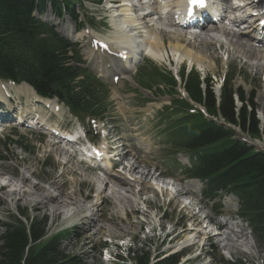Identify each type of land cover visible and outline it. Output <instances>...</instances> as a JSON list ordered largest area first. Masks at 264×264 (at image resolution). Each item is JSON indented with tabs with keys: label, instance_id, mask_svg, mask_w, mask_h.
I'll list each match as a JSON object with an SVG mask.
<instances>
[{
	"label": "rangeland",
	"instance_id": "obj_1",
	"mask_svg": "<svg viewBox=\"0 0 264 264\" xmlns=\"http://www.w3.org/2000/svg\"><path fill=\"white\" fill-rule=\"evenodd\" d=\"M75 8L77 9V11H80L79 4H77ZM103 8L104 7H100V11H97L96 9H98V7L94 6L93 4L85 2L84 4H82V9L80 11L83 15L82 19L89 21L90 26L94 29L95 35L100 37H104L108 35L110 32L104 26V23L98 20L101 17H105L107 15V13L104 12V10H102ZM240 10L242 9H239L238 11ZM71 17H72V21L75 22L77 20L72 15ZM86 17H90V18L97 17V18H94L93 20H89ZM110 20H111V16H110ZM85 27H87V25H85ZM207 30L205 32H209ZM205 32L203 35H205ZM184 38L185 37H182V39ZM165 41L167 43L169 41V37L167 34H165ZM195 42H198L197 44L199 46H196L197 45L196 43H193V45L195 46L196 49H199L200 51L202 50L203 54L207 58L206 60L210 61L212 59L211 57H214V60L217 64L216 56L213 54L210 56L206 55L207 53H205L204 50L207 48V46L212 48L213 46L216 47L219 45L220 50L224 52L225 48L223 49L220 44H215V43L207 44L199 40ZM241 42H244V39H242ZM209 52L211 53V50ZM224 53L226 54L227 52ZM230 53L229 56L231 58V61L228 62L227 64L228 66L235 65L238 62H241L244 67H247L250 63H252L254 67V68L246 69V71H244L245 74L244 76L237 75L235 78H233V81L236 79L238 83L241 84L240 86L243 87V93L245 99L251 101L252 94L255 92V98L253 99L254 103H259L258 98L259 100H264V78H262L261 75L259 74V73H264V70L260 71L257 68V64H262L264 66V62H261V60L264 59H260V60L255 59L254 56L246 57L241 53L237 52V50L236 51L232 50ZM145 61L148 62L149 60H145ZM222 61L223 59L220 60V73L223 71V69H224L223 72L225 73L226 72L225 67H222L225 62L222 63ZM150 62L152 63V65H155L154 62L152 61ZM232 73L233 70L229 72L227 79H229L232 76ZM145 78H148V72H147V68L143 67L140 70V74L136 76V79L137 81L143 84ZM241 79H245L248 82L249 86L247 85V82L245 80L242 81ZM105 82L108 85L110 98L113 100V102L115 101V99L119 101V103L118 102L115 103L113 105V108H111L110 114L113 117V120H111L112 122H110L109 120L108 123L109 122L110 123L105 126V128H107L110 132L109 144L112 147L119 146L121 148L120 152L123 155L124 163H129V170L127 172L126 170H123L122 172L129 173V175L132 176L129 177L131 179H133L134 176H136V173L134 174L132 172V164L130 163L133 162V160L135 161L134 156L137 157L136 155L132 156V153L133 154L137 153L140 157V158L137 157L138 158L137 165H139L138 171L150 170L151 175H149L146 178V180L152 185L151 190H155L153 185L156 186L157 183H160V180L164 179L167 176V174H169L170 171H172L178 165L177 160L181 161L182 164L188 163L189 161L188 154L186 152L178 150L176 148L164 150L160 145V143L162 142L161 140L162 135H161V130L159 132L158 126H161V124L158 118L155 119V112L156 109H162L161 107L164 103H170L171 97L169 95L160 96L155 91L153 92L154 96H151L152 94L151 95L148 94L147 96H149L153 101H155L156 108H154V112H151L150 115H146V112L149 111L148 109H146L148 105L145 103V101L143 102L142 100L143 97L141 95L135 96L136 87L133 85L132 81L126 79L124 80V83L118 84L117 82H113L111 78L106 77ZM243 83L244 84L246 83V86L250 88L249 89L250 91L248 89L247 90L244 89ZM218 86L219 84L216 83V87H215L216 92H218ZM162 88L164 91L167 92L165 86H162ZM17 92H19L18 89ZM14 97H16V95ZM20 97L22 100H25V98L22 95ZM16 99L18 100L17 97ZM34 99L35 98L32 96L30 100H34ZM160 100H162L163 103H159ZM34 104L35 103H32V107L29 108L27 111L24 108L19 109L20 113L17 114L16 118L21 119L22 117V121H23L25 115L30 111H33ZM18 105L20 104L18 103ZM16 107H17V103H14V109H12V114H16ZM63 108H64L63 112H61L60 114L56 112V114H58L57 119L59 121H65L67 123L66 126L67 128L76 129L79 131V133H82L79 124L75 123L74 119L69 114L67 108L65 107ZM52 118H54L55 121H57L55 115H53ZM27 124H28L27 122L16 123V121L11 120L8 126L16 127L14 131L15 130L18 131V133L24 135V137H26L27 139L32 141L34 145H36V149L38 151V154L36 156L26 153L23 149L17 146L3 147L0 144V148L4 149L3 152L0 151V156L7 159L6 161H4V159L0 158V183H2V181H6V178L8 177H9L8 179H11V181H8L7 183L4 184V185L10 184L8 188L6 189L2 188V185H0L1 186L0 223L6 221V219L9 218V215L14 216V214L10 211H15L16 208L19 206L21 210L22 209L28 210V213L33 216L47 217L49 219L48 227L50 230L58 231L65 227H70L73 231V235L66 242L65 251L66 252L68 251L69 253H74V252L80 253L83 256H86L85 254L87 253L88 255L86 257V260L89 263H93L97 260L95 256L103 261L104 258H107L108 255L107 253H111L114 256L116 251L124 254L125 257H129L126 254H127V249L130 247L143 248L148 245L154 251V257H157L159 252H161L162 257H164L166 255L178 253L181 250V246H179L178 243L183 239L186 233L190 232V230L187 228L188 226L184 228H180L178 230L179 234H173L171 236H167L166 239H165V234L171 230V227L173 225L172 222L175 223L179 221L178 217L176 216V213H178L180 210L177 206L181 207V213L183 214V217L189 216V219H191L192 213L190 212L191 211L190 208L187 209L183 207V205L181 206V204L179 203L180 200L177 201L174 198L172 202L177 205L175 207H170L166 203L167 194L161 196L157 194V192H150L149 189L143 190V188L140 186L137 188L136 186H132L131 190L137 189L136 192L137 195H139L137 197L138 201L135 204L136 208L139 211L137 210L133 211V209L135 208H134V204H132L131 206L126 207V211H128V214L123 217L118 215V213L116 212L117 210L116 203L113 199L108 198L105 202L101 203L100 206L101 209L99 208L100 212L99 210L96 211L97 215L100 216L99 220L101 227H107L110 229L115 228L122 230L128 227L131 223L134 224L133 227H135V225L137 226L135 235L124 238H110L108 236L99 237L98 235H94L95 229L91 230L89 219L87 224H88V229L90 230L86 229L85 222L87 220L86 218L89 217L86 216L88 213L85 211L81 212V214L78 212L71 216H69L68 212H62L64 206L67 207L68 203H70L68 196L69 193L72 191L76 192L75 196L84 205H87L90 202V200L92 201V199H94V197L96 196V194L94 193L99 186L98 178L99 177L103 178L104 174L103 173H97L96 175L90 174L91 172L90 169L93 168L92 167L93 165L90 164L91 161H89V163H80L76 155L74 156V162L76 165L80 166L81 168L75 166L72 158L66 156L65 154L62 155L64 153V149L60 145L55 143L56 140L54 138H52L46 131L29 128ZM85 126L91 129V131L94 134H96L98 128L95 125L92 126V124H88L86 122ZM97 126L99 128H104L102 124H98ZM12 130L13 128H7L5 133L9 134ZM1 136L2 135L0 133V139ZM102 140L103 138H97L96 142L101 144ZM134 144H136V147L138 149H135L134 147L131 146ZM66 151H68L69 153L73 152L68 150L67 148ZM46 157H49V159L54 163L53 167L46 169L42 167V161ZM65 158L70 159L71 165L65 164L66 163ZM129 160L131 161L129 162ZM154 165L158 166V170L153 167ZM28 166L29 168L27 169ZM81 169L85 170V172L87 173L86 177L80 174ZM119 170L121 171L122 168H119ZM155 171H157V174H160L161 172L164 171V174L162 177L156 178V176H153L156 174ZM24 177L28 178L29 181L20 184L19 182L20 178H24ZM92 179H94V182H91ZM76 180L79 181V185L82 190V195H87V196H83V199L88 198L86 199V202L83 201L82 198H80L81 190L79 188H75L76 187L75 182H78ZM31 183L35 185L36 188L30 189L28 188V186L26 188L23 187ZM54 183L61 186L62 189L61 193H57L58 192V189L56 187L57 185H55ZM189 186H191V188L195 187L196 183L190 184ZM20 188H22L23 190H28L29 194H25V193L18 194ZM14 190H17L16 194H13ZM48 191L50 193L52 192L53 194L55 193L58 194V197L56 198L55 201L47 205L45 203H42L41 200H42V196L46 194L45 192ZM104 191L106 194H111L112 193L111 185L109 184L106 187H104ZM65 196L67 200L66 198H64ZM144 199L148 200L147 206L149 208V212L145 211V205L143 204ZM65 200L66 202H64ZM110 205H114L115 206L114 208H116V210L114 211V208L111 207ZM223 205L225 210H234V208H236L235 203L231 198L226 199L225 204ZM159 206H162V208H159ZM217 206L218 205L216 203H211V202L208 203V208L210 211L216 209ZM101 213L103 214L102 220L100 215ZM116 216L118 218H123V219H118ZM167 216L169 217V219L166 218ZM230 223L232 222H229V226ZM233 223H235L234 230H236L235 232H237L236 235L227 228H224L222 230V232H225V229H227L228 232L231 233L230 236L232 239H234L233 242L239 239L234 243L236 247L232 249L233 250L232 255L229 256L226 253L223 254L221 246L218 247V249L213 248V244L215 243L217 244L219 238L203 240L202 239L203 237L200 236L201 238L199 237L196 242L194 241L193 245L185 249V251H188V253L184 256L182 255L181 261L188 262L189 259L195 260L197 259V257H200L203 260L204 264H222L220 263V256H222L224 259H230V257L234 259L243 258L247 261H252L255 264H264V255H262L261 252L258 253L257 249L254 247V243H251L250 241V233L248 230V225L245 222L238 220L237 217H235ZM116 224H119L120 228L115 227ZM146 224H149L151 225V227H154L155 231L154 232L150 231V228ZM160 224L162 225L160 226ZM201 229H203V227ZM201 229L199 230L201 231ZM241 229L245 230L244 232L245 236L243 235L240 238L238 237L239 236L238 234ZM101 230L102 229L100 228L99 232ZM1 231L2 230L0 228V233ZM201 239L203 241H201ZM109 241H112V243H110ZM204 241L205 244L203 245ZM103 243H107V246L104 248V251H102V255L100 257L99 253L96 252H99L101 250V244ZM213 252H218L219 256H213L212 255ZM160 258L157 257L155 261L159 260ZM129 263L134 264L133 261Z\"/></svg>",
	"mask_w": 264,
	"mask_h": 264
},
{
	"label": "trees",
	"instance_id": "obj_2",
	"mask_svg": "<svg viewBox=\"0 0 264 264\" xmlns=\"http://www.w3.org/2000/svg\"><path fill=\"white\" fill-rule=\"evenodd\" d=\"M34 0H0V77L22 78L31 82L39 92L49 96H58L71 105L81 116L102 117L104 100L97 92L85 94L76 90L71 81L76 74L64 68L57 44L39 39V26L33 17ZM56 87V93L53 92ZM89 87H86L87 90ZM231 89H225L220 113L229 122L240 123L244 130L259 134V121L255 112L247 113L246 107L236 119L235 104ZM191 97L203 102L201 89L191 90ZM210 111H215L216 101L209 90L204 103ZM253 104V103H252ZM187 103H176V111ZM200 115L187 113L179 122H198ZM204 126L195 136L191 146L206 149L213 144L214 151L201 156L196 167L199 174L210 176L212 185L231 187L241 199L242 212L247 215L257 231L260 243L264 246V155L254 153L251 148L234 140L231 131L212 123ZM181 130H186L182 128ZM175 137V134L172 136ZM48 218L33 216L28 210H19L17 215H9L0 223V264H90L84 256L65 251L64 242L70 238L69 231L62 230L48 234ZM151 248L130 247L127 250L128 261L134 264H196V260L180 263L182 255L171 254L152 262ZM113 264H130L122 259ZM96 264H104L97 261ZM244 264V263H238Z\"/></svg>",
	"mask_w": 264,
	"mask_h": 264
},
{
	"label": "bare ground",
	"instance_id": "obj_3",
	"mask_svg": "<svg viewBox=\"0 0 264 264\" xmlns=\"http://www.w3.org/2000/svg\"><path fill=\"white\" fill-rule=\"evenodd\" d=\"M121 1H123V3L119 4L116 7L111 8L110 10L111 11L110 21L114 31L111 32L112 35L108 36L107 38L112 45L113 53L111 54L103 53L99 57L95 58L94 61V67L99 68V71L102 72L104 75H111V74L116 75L117 73H121L123 74L124 77H128L127 75H124V70L126 71L134 70L136 61L138 59L144 56H148L154 59L155 61H160L163 58H165L166 53L167 55H169V52L167 50V44L171 48V51L174 53L175 55L174 58L178 60L177 67L175 68L171 64V68H174V70H176L178 73H179L180 63L184 58L190 60L191 63L192 62L198 63L201 67L211 66L217 68V64L214 60V57H211L212 59L208 61L206 60L207 58L203 54L202 50L200 51L199 49L195 48L193 43H195V41L198 40L201 42H205L207 44H214V43L220 44L223 49L225 48V52H227L228 54L232 50L234 51L237 50V52L241 53L246 57L254 56L255 59H259V60L264 59V41L257 39V32L259 31V28L254 23L251 24L250 28L247 30H239V32H235L230 28V19L227 20L225 17H223L220 21L217 20L218 22L217 21H215V23L212 22L213 24L209 23L208 27L202 26L201 27L202 30H200L201 34H196V35L187 34V31H185L184 29H187L188 27H184L179 24H176L171 17L163 16L159 12L158 10L159 0H157L156 4L153 6L141 5V7L138 10L134 9L131 6L129 0H121ZM181 1L182 0H171V3L168 6L173 10H176V8L180 6ZM260 2H264V0H245V2H243L238 8H232L231 11L234 12V11H238L239 9L252 10L258 7V4H260ZM149 10H151L152 12H150ZM231 24L233 28L240 27L241 25L240 21L236 18ZM165 27H169L171 28V30L167 31ZM206 30L209 32H205ZM204 32L205 35H203ZM214 32L224 35L227 38V42L223 43V41L219 39L217 35L213 34ZM165 34H167L169 37L168 43L165 41ZM182 37L185 38L182 39ZM242 39H244V42L246 43L241 42ZM119 52H124V54L127 55V58L124 60L122 58L117 57L115 54ZM227 64L228 63H224L223 67H228ZM257 68L260 71L264 70V66L262 64H257ZM19 87L21 88V90ZM17 89L19 92H17ZM11 91L16 93L17 95L24 93V95H26L27 97L26 102L28 103L26 104V107H21L19 109L24 108L27 111L29 108L32 107V103H35L33 111L27 113L23 118V120L33 118L34 111L36 109H37L36 112L40 111L41 108H39L36 105L37 101L40 100V97L35 93L34 89L31 86H29L26 83L22 85H15L14 83L0 80V98L6 100ZM32 96L35 98L34 100H30ZM44 102L47 106L50 107L52 112L49 118H52V116L56 114V112H58V114L61 113V108L58 106V104L55 101L44 100ZM18 113H20V111H18L17 114ZM40 113L41 112H38L39 123H40V124L38 123V125H41V127H43L45 124L48 125L49 124L47 118L48 115L47 114L40 115ZM56 125L57 123L55 122L51 125V127H55ZM43 129L45 128L43 127ZM48 132L50 134H53L50 130H48ZM62 148L65 150L64 147ZM69 157L72 158L71 156ZM134 159L135 161L130 163L132 164V172L134 174L136 173V176H134L133 179L128 177L129 173H124L120 170L118 171V170L108 169L104 165L100 163L98 164L96 159L92 160L94 167L103 170L105 175L103 178H100L99 180V187L96 190V194H97L96 197L92 201H90L87 205H84L75 196L76 192L72 191L69 193L68 196L70 203H68L67 207L64 206L62 212H68L70 209H76L75 210L76 212L81 213L85 211L88 214H90L88 216L89 217L88 219L91 225V230L95 229L94 235H98L99 237L108 236L110 238H124L135 235L137 226L135 225V227H133L134 224L132 223L131 224L129 223L130 225L122 230L115 228L114 230L107 227H101L99 220L100 216H98L96 212L99 210L101 203L105 202L109 198L115 201L117 208L116 212L118 213V215L123 217L127 214L126 207L135 204L138 199L136 190H131L132 186H136V188L140 186L143 188V190L152 189V185L146 180V178L149 175H151L150 170L138 171L139 168V165H137L138 158L134 156ZM65 161H66L65 164L71 165L70 159H66ZM80 174L84 177L87 176L86 175L87 173L83 169H81ZM8 181H11V179H9ZM26 181L28 182L29 179L24 177L21 179L20 184L26 183ZM109 184L112 186L111 195L104 193V187ZM55 185H57L56 186L58 189L57 193H61L62 192L61 186L58 184ZM9 186L10 184L2 185V188L6 189ZM27 186L30 189L36 188V186L33 185L32 183L29 185H25L23 187L26 188ZM158 186L160 187L159 184ZM185 189L189 193H194L193 189L190 186L189 187L185 186ZM19 190L20 191L18 194H23V193L29 194L28 190H23L22 188H20ZM16 192L17 190H14L13 194H16ZM45 193L46 194L42 196V200L41 199L40 200L42 201V203H45L47 205L55 201L56 198L58 197V194L56 193H55L56 195L53 194L52 192L50 193L49 191ZM174 199L178 201L176 196H174ZM179 203L182 206V203L180 201ZM183 207L189 209L187 206L183 205ZM190 212L192 213V217L190 220H192V218L195 217L196 214L193 213L192 211ZM218 224L222 230L224 228H227L236 235L237 232H235L234 227L229 226V221H222ZM100 228L102 230L99 232ZM200 233L201 231L199 229L190 230V232L186 233L183 239L178 243L179 246L182 247L183 245L190 244L192 241L194 243L195 240L193 239L195 237L198 238ZM230 234H231L230 232L228 233L222 232L224 239L233 242L234 239L231 238ZM238 235H239L238 237L241 238V236L244 235V230L241 229ZM204 238L205 237L203 236L202 239Z\"/></svg>",
	"mask_w": 264,
	"mask_h": 264
},
{
	"label": "snow or ice",
	"instance_id": "obj_4",
	"mask_svg": "<svg viewBox=\"0 0 264 264\" xmlns=\"http://www.w3.org/2000/svg\"><path fill=\"white\" fill-rule=\"evenodd\" d=\"M189 3L194 6V8H204L206 7V0H189ZM194 8L192 11L189 12V15L194 14ZM103 47H107V45H101Z\"/></svg>",
	"mask_w": 264,
	"mask_h": 264
}]
</instances>
